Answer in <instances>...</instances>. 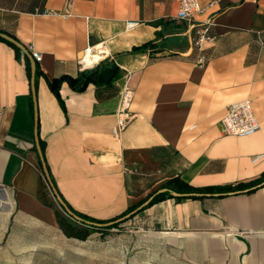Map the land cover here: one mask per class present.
<instances>
[{
    "label": "crops",
    "instance_id": "crops-1",
    "mask_svg": "<svg viewBox=\"0 0 264 264\" xmlns=\"http://www.w3.org/2000/svg\"><path fill=\"white\" fill-rule=\"evenodd\" d=\"M178 2L0 0V31L42 56L35 119L30 70L0 40V217L41 236L75 238L41 199L39 145L59 195L93 220L120 214L174 178L212 188L199 198L166 196L132 218L185 260L264 264V0L218 2L217 38L202 64L186 25L170 19ZM128 21L137 24L127 29ZM98 43L107 47L99 62H113L119 77H83L82 89L63 80L56 94L51 80L99 63L81 59ZM127 74L130 120L114 134ZM243 99L260 128L225 134L227 106Z\"/></svg>",
    "mask_w": 264,
    "mask_h": 264
},
{
    "label": "rangeland",
    "instance_id": "rangeland-1",
    "mask_svg": "<svg viewBox=\"0 0 264 264\" xmlns=\"http://www.w3.org/2000/svg\"><path fill=\"white\" fill-rule=\"evenodd\" d=\"M48 184L43 177L42 201L67 217ZM70 221L81 226L71 217ZM17 224L0 217V264H197L167 250L132 217L117 227H85L89 230L85 239H61L53 233L41 236Z\"/></svg>",
    "mask_w": 264,
    "mask_h": 264
},
{
    "label": "built area",
    "instance_id": "built-area-1",
    "mask_svg": "<svg viewBox=\"0 0 264 264\" xmlns=\"http://www.w3.org/2000/svg\"><path fill=\"white\" fill-rule=\"evenodd\" d=\"M220 0H179L176 13L170 17L176 22H183L191 35V46L197 51L196 62L202 64L206 60L204 54L205 45L215 41L217 35L212 32L215 25L214 19L219 10L217 4ZM47 13V12H45ZM137 24L136 21H128L126 28L131 29ZM87 49V48H86ZM35 60H41V53L37 50H30ZM129 74L122 85L119 99L118 120L113 127V133L119 134L130 120L128 112L133 91L128 85ZM222 131L229 135H248L256 132L260 124L254 116L252 105L249 99L239 100L227 106L226 114L221 121Z\"/></svg>",
    "mask_w": 264,
    "mask_h": 264
},
{
    "label": "trees",
    "instance_id": "trees-1",
    "mask_svg": "<svg viewBox=\"0 0 264 264\" xmlns=\"http://www.w3.org/2000/svg\"><path fill=\"white\" fill-rule=\"evenodd\" d=\"M0 40L6 42L7 44H9L10 46H12L14 48L15 53H16V57L19 59L22 58V61L25 64V67L27 68V70L29 72L30 63H29V59L27 58V56L22 51H20L17 47H15L13 44H11L10 42H8L2 38H0ZM142 48H144V45L137 47V48H134V49L139 50ZM38 73H39V69H38V67H36L35 76H37ZM119 75H120V72L118 71L117 66L113 62L109 61L108 59H103L93 69L81 72L76 78H70V77H61V78H57V79L55 78L49 82V85L52 87L53 91L56 94H58L57 86L63 80H68L71 84H73V82L75 81L74 83L76 85H73V87L75 89L76 88L82 89L85 86V83H83L82 85L79 86L78 82L83 77H87V78L88 77H94L91 80L97 84H110L114 79H117L119 77ZM85 82H87V81H85ZM55 83L57 84L56 87L54 86ZM162 188H166L167 190L163 191V192H157L158 190H155L152 193H150L149 195H147L144 199L140 200L138 203L127 207L120 214H118L114 217L108 218V219H98V220L94 219L93 220V218H90V217H88V216H86L80 212L73 210L67 203H66V205L71 209V211L74 214H76L77 216H79L83 220L92 221V222L95 221L97 223H107L109 221H114L117 218L122 217L123 215H125V214L131 212L132 210L136 209L139 205H141L149 197H151V199L149 200L148 204L143 206L137 212H139V211L145 209L146 207L164 199L166 196L174 197L170 193L169 190H172V191H175V192L181 193V194H186V195L188 194V196L183 195L184 197H195V198L201 197L199 195V194H201V192L205 193V192H211L212 191V188H210V187L195 188V187H193V186L187 184L186 182H183L177 178L169 180L165 185H163L161 187V189ZM176 198H182V197L178 196ZM62 199H63V197H62ZM137 212L132 214L129 218H131ZM56 216H57V221H58L59 227L61 228V230L64 232L65 235H67L69 237L79 238V239H85L89 235V230L87 228H85L83 226L79 227V226L75 225L74 223H72L70 221V217L68 215H67V217H64L62 214H60L56 210ZM125 220H127V219H125ZM119 223H121V222L112 223L111 225H108V227H117L119 225Z\"/></svg>",
    "mask_w": 264,
    "mask_h": 264
},
{
    "label": "water",
    "instance_id": "water-1",
    "mask_svg": "<svg viewBox=\"0 0 264 264\" xmlns=\"http://www.w3.org/2000/svg\"><path fill=\"white\" fill-rule=\"evenodd\" d=\"M0 38L10 42L11 44H13L20 51H22L27 56V58L29 59V63H30V83H31V90H32V94H33V110H34V116H35V119H36L37 118V102H36L35 87H34L36 62L33 59L32 55H31L30 51L27 49V47L25 45L21 44L17 39L12 37L8 33L2 32V31H0ZM37 150H38L40 158H41V164H42V169H43L45 178H46L47 182L49 183V186L51 187V192L53 193V195H54L55 199L57 200L58 204L64 209V212L69 217L73 218L74 220H76L78 222H83L85 224H88V225H91V226H94V227H97V228L108 226V225H111L112 223L122 222L125 219H128L132 214H134L135 212L140 210L143 206L147 205L149 200L151 199V197H149L141 205H139L136 209H134L131 212L123 215L122 217L117 218L114 221H109L107 223H97V222H91V221L83 220L82 218H80L79 216H77L76 214H74L71 211V209L66 205L65 201L61 198V196L59 195V193L57 192V190L53 186V183L51 182L47 167H46V165H45V163L43 161V156H42L41 149H40L39 145H37ZM166 190H167L166 188H162V189H159L157 192H163V191H166ZM169 191L174 197L186 195V194L177 193V192L172 191V190H169Z\"/></svg>",
    "mask_w": 264,
    "mask_h": 264
},
{
    "label": "bare ground",
    "instance_id": "bare-ground-1",
    "mask_svg": "<svg viewBox=\"0 0 264 264\" xmlns=\"http://www.w3.org/2000/svg\"><path fill=\"white\" fill-rule=\"evenodd\" d=\"M106 53L107 47L104 46V44L98 43L93 46L90 45L84 52H82L81 59L85 65L91 66L98 63Z\"/></svg>",
    "mask_w": 264,
    "mask_h": 264
}]
</instances>
